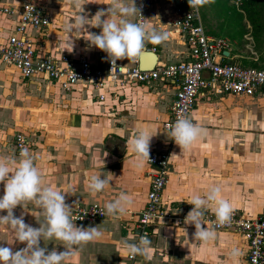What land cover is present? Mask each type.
<instances>
[{
	"label": "crops",
	"instance_id": "obj_1",
	"mask_svg": "<svg viewBox=\"0 0 264 264\" xmlns=\"http://www.w3.org/2000/svg\"><path fill=\"white\" fill-rule=\"evenodd\" d=\"M23 1L0 0V8L15 9ZM159 2L153 0L147 9L146 24L149 29L168 32L169 39L159 45L148 43L147 47L155 55V63H174L185 57L186 49L168 26L172 1ZM35 3L49 19L48 29L25 32L36 56L58 59L64 55L77 59L84 55L93 67L105 65L106 53L88 48L79 35L73 37V51L65 50L64 25L76 18L78 9L67 6V0H35ZM84 3L89 19L110 6L109 0H84ZM16 24L15 15L0 12V45ZM88 31L99 34L101 29L89 27ZM121 61L133 64L126 59ZM142 61L145 63L148 58ZM176 90L171 83L154 82L123 87L107 84L102 91L76 85L65 92L39 77L22 79L12 67L0 63V157L19 158L13 137L21 133L27 141L25 148L36 157L44 184L66 193L65 202L72 208L88 204L104 208L106 202L121 192L130 194L133 200L127 213L118 220L106 217L92 224L75 223L77 227L99 226L104 237L85 246L71 264H234L229 257L234 248L241 253L238 264H245V245L236 235L216 232L213 242L198 246L192 239L195 227L184 222H156L149 237L153 252L147 258L135 256L127 260L121 246L124 240L134 241L128 231L144 207L149 182L147 164L141 169L134 167V155L128 151L127 142L136 132L146 129L152 136L150 152L166 150L169 137L161 124L169 116ZM99 94L104 95L102 101L97 99ZM188 118L205 129V135L186 152H181L176 144L167 150L168 177L162 191L165 209L186 217L189 211L176 207L182 205L188 210L193 207L187 203L193 194L204 196L212 187H220L234 212L247 218L264 217V97L202 92ZM101 159L104 166L98 163ZM93 173L111 180L110 186L94 198L85 190ZM3 194L4 185L0 183V197ZM26 210L29 212L17 206L14 215L19 217L23 212L25 223L38 228L37 221L43 219L37 215L39 210L32 203L26 205ZM2 215L6 212H0ZM11 243L10 230L0 227V246L11 247L13 251L26 247L18 241ZM59 244L56 240L40 242L48 251H64Z\"/></svg>",
	"mask_w": 264,
	"mask_h": 264
},
{
	"label": "built area",
	"instance_id": "obj_2",
	"mask_svg": "<svg viewBox=\"0 0 264 264\" xmlns=\"http://www.w3.org/2000/svg\"><path fill=\"white\" fill-rule=\"evenodd\" d=\"M130 1V0H129ZM153 0H136L141 9L134 20L146 24V12ZM168 26L181 39L186 55L174 63L156 62L150 69L139 68L137 62L126 65L117 61V68L112 69L107 60L103 67H93L84 55L77 59L60 56L53 59L48 56H36L31 40L26 36L27 29L35 31L48 29L49 19L43 8L35 0H24L15 9L0 8V12L17 17V24L4 44L0 45V63L12 67L22 79L39 77L51 81L65 92L78 85L80 88L91 87L102 91L105 85L123 87L125 84L149 85L154 82H168L177 90L169 106V116L162 122L161 128L168 135L170 128L180 117H187L195 104V99L202 92L215 95L244 97H264V64L260 68L244 67L235 62L230 55L227 40L212 37L205 33L199 13L194 9H182L177 6L187 0H171ZM237 12L241 11L242 0H227ZM227 53V55H223ZM103 94L97 96L102 101ZM169 137L166 150L151 151L147 176L148 190L143 209L137 215L133 226L128 231L138 241L141 235L151 236L152 226L156 222L164 224L179 223L185 219L175 212L165 209L162 191L168 177V149L174 145ZM17 154L27 145L25 137L17 133L13 137ZM184 209V208H183ZM74 223L92 224L106 218L104 208L96 204L75 205L72 208ZM204 221L209 229L216 232L234 234L245 245V264H264V217L247 218L233 211L232 219L224 226L215 225L213 212H206ZM127 260L133 257L126 256Z\"/></svg>",
	"mask_w": 264,
	"mask_h": 264
},
{
	"label": "clouds",
	"instance_id": "obj_3",
	"mask_svg": "<svg viewBox=\"0 0 264 264\" xmlns=\"http://www.w3.org/2000/svg\"><path fill=\"white\" fill-rule=\"evenodd\" d=\"M109 2L107 10H99L89 19L84 11L86 5L84 0H67V6L78 9V14L73 21L64 25V32L67 34L65 50L70 48L71 52L73 51V37L79 35L87 42L88 48L94 47L106 53V59L114 69L117 68L119 60L137 62L149 51L148 43L159 45L169 39L168 32L149 29L147 24L132 19L137 14L142 18L136 0ZM213 2L214 0H187L190 9L197 11ZM89 27L100 28L101 31L99 34L89 32ZM168 135L181 152H186L198 140L203 139L205 129L187 117H180L171 126ZM151 139L152 136L144 129L136 132L128 140V151L134 155L135 168L141 169L150 162ZM35 160L36 157L32 156L27 148L21 150L18 159L0 157V183L4 185V194L0 197V212H6V215L0 216V227L10 230L11 244L18 241L26 245L18 251L0 246V264H71L72 259L77 257L85 246L103 239L104 232L99 226L85 228L75 225L72 219V206L65 202L66 193L44 184L42 172L36 166ZM98 163L104 166V159ZM110 181L105 177L102 179L97 173L90 174L85 190L94 198L103 192L106 186H110ZM29 203L34 204L39 210L37 215L43 217L42 220H36L39 223L38 228L25 223L23 212L19 217L14 215L17 206L29 212L26 210ZM187 203L193 207L185 217L184 223L195 227L192 239L198 246H207L217 236L215 228L205 227L206 210L211 209L214 213L217 227L226 225L232 219L233 206L230 201L223 198L220 187H212L204 196L193 194ZM132 204L130 194L121 192L114 200L105 203L104 215L113 221L118 220L127 213ZM44 240L59 241L64 251L58 252L56 249L48 251L46 247L40 246V242ZM151 245L152 242L147 235H141L136 242L124 240L121 244L127 255L133 258L149 257L153 252ZM240 255L239 249L235 248L229 253L234 264H238Z\"/></svg>",
	"mask_w": 264,
	"mask_h": 264
},
{
	"label": "rangeland",
	"instance_id": "obj_4",
	"mask_svg": "<svg viewBox=\"0 0 264 264\" xmlns=\"http://www.w3.org/2000/svg\"><path fill=\"white\" fill-rule=\"evenodd\" d=\"M160 2L162 3L167 2V0H160ZM211 4L212 3L204 5L198 10V13L201 17L202 15H204L205 20H202V23H201L204 30L211 31V33L209 34H211L212 37H221L227 40L229 44V48H230V55H234L237 61L242 62L244 60L248 63V62L253 61V59H255L258 63L264 64V33L258 40L254 41V39L250 36V33H249L250 27L244 18L245 17L244 12H238L242 16V20L239 23V20L237 19V22L236 24H234L233 27H236V29L239 30V27L241 25L242 26L244 25L246 32H244L241 38L237 36L235 37L233 35L232 36L229 35L231 27H228V26L225 27L224 25L222 29L220 28L219 23L221 22V20H219L218 18L214 16V11H213V8L211 7ZM177 7L182 8V9L190 8L188 6V3H183L182 5L177 6ZM229 16H231V14ZM229 16H227L228 19H229ZM176 208L182 209L184 212L191 211L192 209V208L188 210L183 209L182 205H179ZM182 217H184L185 219V215ZM183 222H180V223H183ZM170 223L171 222H169L168 224Z\"/></svg>",
	"mask_w": 264,
	"mask_h": 264
},
{
	"label": "trees",
	"instance_id": "obj_5",
	"mask_svg": "<svg viewBox=\"0 0 264 264\" xmlns=\"http://www.w3.org/2000/svg\"><path fill=\"white\" fill-rule=\"evenodd\" d=\"M211 7L213 8L214 16L221 20L219 23L220 28L222 29L224 25L225 27H231L229 35L241 38L244 32H246L244 25H241L239 30H237L236 27H233L234 24H236L237 19L239 20V23L241 22L242 16L240 13L236 12L227 0H214ZM241 11L244 12V18L250 27V36L254 41L258 40L264 33V0H242ZM230 14L231 16H229ZM227 16H229V19ZM202 20H205L204 15H202V17L200 16L201 23ZM205 32L211 36V34H209L211 31ZM234 61L244 67L260 68L262 66V64L257 61H251L248 63L244 60L239 62L234 59Z\"/></svg>",
	"mask_w": 264,
	"mask_h": 264
},
{
	"label": "water",
	"instance_id": "obj_6",
	"mask_svg": "<svg viewBox=\"0 0 264 264\" xmlns=\"http://www.w3.org/2000/svg\"><path fill=\"white\" fill-rule=\"evenodd\" d=\"M223 55H227V53H223ZM144 57H147V58H148V61L145 62V63L142 61ZM155 59H156V57H155V55L153 54V52H149V51H147V52H146V53L140 58L141 62H140V60L137 61V66H138L139 68L150 69V68H152V66L154 65V63H155Z\"/></svg>",
	"mask_w": 264,
	"mask_h": 264
}]
</instances>
